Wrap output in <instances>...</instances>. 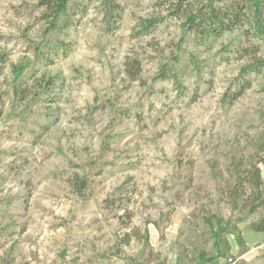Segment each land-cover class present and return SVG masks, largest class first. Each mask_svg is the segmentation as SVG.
<instances>
[{
    "label": "rangeland",
    "instance_id": "1",
    "mask_svg": "<svg viewBox=\"0 0 264 264\" xmlns=\"http://www.w3.org/2000/svg\"><path fill=\"white\" fill-rule=\"evenodd\" d=\"M231 1L206 35L208 0H0V264H264V27Z\"/></svg>",
    "mask_w": 264,
    "mask_h": 264
},
{
    "label": "trees",
    "instance_id": "2",
    "mask_svg": "<svg viewBox=\"0 0 264 264\" xmlns=\"http://www.w3.org/2000/svg\"><path fill=\"white\" fill-rule=\"evenodd\" d=\"M211 0H208L206 6L208 7V12L209 15H211V17H213L214 21L218 24L214 25V26H207L206 28V35H216L215 32L216 31H222L224 28H230L232 26H230L231 24H229V17L226 16L227 12H218L217 8H215V6H213V4L210 3ZM215 1V0H213ZM244 2L248 1L250 2V6H246L249 10V13L251 14L252 18L254 17L255 23H262L259 24L260 26L264 27V19L262 20V17L260 18V13L262 12V8L264 10V0H243ZM68 2V0H42V3H44L46 5L47 9H52L54 12V15L57 16L59 15V13L63 12L65 7H66V3ZM221 2V1H220ZM52 3L54 5H52ZM53 6V8H52ZM230 6L233 7V0L230 3ZM235 8L237 7V3L234 6ZM225 8V7H223ZM221 9V8H219ZM241 9V8H240ZM236 14H234L235 17ZM199 19H196V15L195 13H188L187 17H186V26H188L189 28H193L194 25H208L209 21L207 18L203 17V16H199ZM228 17V21H226ZM262 20V21H261ZM157 21V18H147L144 19V22L146 23L144 26L146 28V30H148L155 22ZM197 21V22H196ZM234 21V20H233ZM188 28V29H189ZM220 28V30H218ZM204 34V35H205ZM256 63L264 65V61L262 60H257ZM246 71V70H245ZM243 178L246 179L250 185L253 188V194H252V202L250 203V210L254 211L257 205H261V203H263L264 200V196H262V191L260 190V184L262 183V179L260 176V173L258 170H256V172H250L247 170V172L243 175ZM239 201V197L238 195H232V203L233 206H237ZM243 218L240 217L238 221L242 222ZM251 228H253L254 230H259V231H264V219H260L257 222L254 221L251 223ZM219 229L221 230L222 227L220 226ZM216 236V234H215ZM211 258H205L204 255L200 254V262L199 264H203L205 261L210 260Z\"/></svg>",
    "mask_w": 264,
    "mask_h": 264
}]
</instances>
